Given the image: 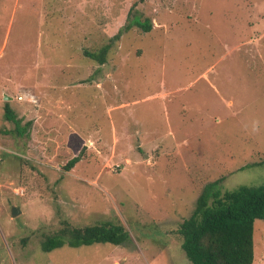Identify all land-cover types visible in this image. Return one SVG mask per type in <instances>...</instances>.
Wrapping results in <instances>:
<instances>
[{
  "label": "rangeland",
  "instance_id": "obj_1",
  "mask_svg": "<svg viewBox=\"0 0 264 264\" xmlns=\"http://www.w3.org/2000/svg\"><path fill=\"white\" fill-rule=\"evenodd\" d=\"M215 181L264 186V0H0V264H191L178 229ZM107 221L129 241L42 249Z\"/></svg>",
  "mask_w": 264,
  "mask_h": 264
},
{
  "label": "trees",
  "instance_id": "obj_2",
  "mask_svg": "<svg viewBox=\"0 0 264 264\" xmlns=\"http://www.w3.org/2000/svg\"><path fill=\"white\" fill-rule=\"evenodd\" d=\"M129 23L128 30L132 24L144 32L153 29L149 19L142 22L134 16ZM110 49L109 43L99 52H86V55L105 64ZM4 110L6 120L15 125L14 134L29 136L31 123L22 125V119L9 102L5 103ZM81 154L72 158L64 170H72L81 160ZM219 183L215 181L205 186L193 214L181 223L178 233L182 237V250L191 264H253L255 222L264 220V186L243 185L222 191ZM129 239V231L119 222L107 221L83 227L67 224L56 235L49 236L42 243V249L50 252L66 243L75 248L95 243L121 245Z\"/></svg>",
  "mask_w": 264,
  "mask_h": 264
},
{
  "label": "built area",
  "instance_id": "obj_3",
  "mask_svg": "<svg viewBox=\"0 0 264 264\" xmlns=\"http://www.w3.org/2000/svg\"><path fill=\"white\" fill-rule=\"evenodd\" d=\"M17 100H18V101H30V102H35L34 97H33L32 95H30V94H27V93L22 94V95H19V96L17 97Z\"/></svg>",
  "mask_w": 264,
  "mask_h": 264
},
{
  "label": "water",
  "instance_id": "obj_4",
  "mask_svg": "<svg viewBox=\"0 0 264 264\" xmlns=\"http://www.w3.org/2000/svg\"><path fill=\"white\" fill-rule=\"evenodd\" d=\"M4 100H5V101H12V100H13V97H11V96H9V95H5V96H4ZM19 213H20V209H18V208H14V209H13V215H14V216H17Z\"/></svg>",
  "mask_w": 264,
  "mask_h": 264
},
{
  "label": "crops",
  "instance_id": "obj_5",
  "mask_svg": "<svg viewBox=\"0 0 264 264\" xmlns=\"http://www.w3.org/2000/svg\"><path fill=\"white\" fill-rule=\"evenodd\" d=\"M115 263H116V262H115ZM115 263H114V264H115Z\"/></svg>",
  "mask_w": 264,
  "mask_h": 264
}]
</instances>
